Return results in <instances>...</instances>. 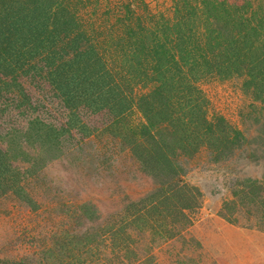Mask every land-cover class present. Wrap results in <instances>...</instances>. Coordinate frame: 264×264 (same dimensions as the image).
Wrapping results in <instances>:
<instances>
[{"label":"trees","instance_id":"16d2710c","mask_svg":"<svg viewBox=\"0 0 264 264\" xmlns=\"http://www.w3.org/2000/svg\"><path fill=\"white\" fill-rule=\"evenodd\" d=\"M96 5L95 0H0V98L4 92L17 91V106L31 107V98L17 79L19 73L31 74L46 79L69 110L65 125L35 117L25 130L8 131L6 146L0 145V196L12 192L38 208L25 177L62 154L72 128L84 138L93 134L77 113L81 105L93 112L108 109L113 117L108 130L155 183L107 227L113 257L102 263L99 259V264H112L115 258L131 264L140 259L136 234L148 235L144 249L149 253L191 222L185 209L202 205L200 188L182 184L183 158L206 148L216 160L227 159L247 142L264 144L262 137L248 141L239 127L210 111V100L199 85L210 79L241 78L243 90L264 104V2L173 0L172 16L149 12L155 16L150 23L126 5L128 15L117 18L104 35L107 43L100 45L92 42L81 15L82 9L96 14ZM144 6L148 10L147 3ZM87 23L92 27L91 21ZM134 108L138 119H133ZM24 143L38 145L43 159L31 157ZM19 160L30 162V167L22 170L13 164ZM262 188L261 181L244 179L223 201L219 214L235 221L239 210L251 215L254 207L264 209ZM82 211L88 219L99 216L93 204ZM177 215H182L179 223ZM98 236L78 241L85 242L84 252L91 257L98 256ZM57 241L58 250L40 253L48 264L59 262L56 254L83 264L81 252L68 248L74 236L66 232ZM13 259L12 264H19L14 257L1 262Z\"/></svg>","mask_w":264,"mask_h":264},{"label":"rangeland","instance_id":"374dc122","mask_svg":"<svg viewBox=\"0 0 264 264\" xmlns=\"http://www.w3.org/2000/svg\"><path fill=\"white\" fill-rule=\"evenodd\" d=\"M259 1L264 2L255 0L256 3ZM95 2L98 4L96 14H91L89 9H82L81 15L85 19V26L89 27L87 29L92 42L99 45L107 43L104 35L111 31L117 18L128 15L126 5H131L136 15L140 14L148 23L155 17L149 12L154 15L162 12L166 16H172L173 0ZM144 2L147 3L148 10L145 9ZM89 21L92 22V27L87 23ZM17 79L30 96L31 107L17 106L20 101L17 91L3 93L0 98V145L3 147L9 138L8 131L12 128L25 130L30 119L40 117L57 126L65 125L68 120L69 110L46 79L21 73ZM199 85L210 100V111L225 116L239 127L248 141L264 138V104L243 90L241 78L210 79ZM134 110L133 119H138V111L136 108ZM77 113L82 122L94 130L93 134L84 138L77 128H72L71 136L63 144L62 154L49 160L36 174L25 177V187L38 203V208H31L12 192L0 196V264H12L15 259L10 263L1 262L3 258L10 257L16 258L19 264H40L41 257L43 264H48L44 254L42 257L40 253L54 247L58 250L57 240L64 237L66 232L74 236V244L69 243L68 248L81 252L83 264L107 261L108 257H113L112 239L107 227L117 221L130 201L142 198L154 188L153 178L140 169L131 152L124 149L120 139L108 130V125L113 120L108 109L93 112L88 106L81 105ZM247 143L235 149L227 159L216 160L206 148H202L191 158L182 159L186 168L182 184L199 187L203 192V201L196 208L184 210L191 222L178 235L181 236L196 221L203 207L221 208L223 201L233 196L232 191L240 187L244 179L261 181L264 193V144L260 141ZM24 146L36 160L40 161L45 156L38 145L32 147L24 143ZM256 146L263 149H257ZM13 164L20 166L22 170L31 165L22 160ZM92 204L99 213L94 220L88 219L82 211L84 205ZM260 212H264V209L254 207L251 215L239 210L238 220L248 223L251 222L248 218L252 217L256 221ZM177 216L179 219L175 222L179 223L182 215ZM111 221L113 222L109 223ZM91 234L99 235L97 257L84 252L88 250L84 246L85 242L78 243ZM135 236L139 240L140 259L147 257L151 254V251L146 253L144 249L148 243V235ZM163 242L165 240L155 246L165 247ZM55 256L59 260L57 263L53 262L55 264H76L72 263L73 259L69 256ZM112 264L121 262L115 258Z\"/></svg>","mask_w":264,"mask_h":264},{"label":"crops","instance_id":"0c3cea01","mask_svg":"<svg viewBox=\"0 0 264 264\" xmlns=\"http://www.w3.org/2000/svg\"><path fill=\"white\" fill-rule=\"evenodd\" d=\"M219 210L203 207L181 236L131 264H264V216L244 223L227 220Z\"/></svg>","mask_w":264,"mask_h":264}]
</instances>
